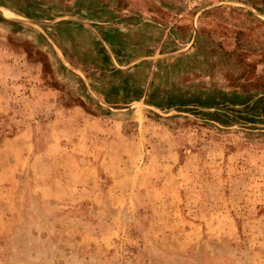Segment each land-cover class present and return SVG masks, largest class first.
<instances>
[{
  "label": "rangeland",
  "instance_id": "1",
  "mask_svg": "<svg viewBox=\"0 0 264 264\" xmlns=\"http://www.w3.org/2000/svg\"><path fill=\"white\" fill-rule=\"evenodd\" d=\"M0 264H264V0H0Z\"/></svg>",
  "mask_w": 264,
  "mask_h": 264
}]
</instances>
